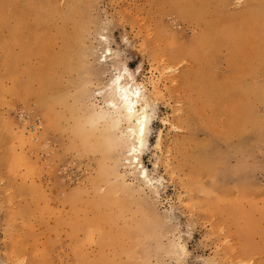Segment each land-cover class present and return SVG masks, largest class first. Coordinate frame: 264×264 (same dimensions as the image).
Instances as JSON below:
<instances>
[{"label":"rangeland","instance_id":"1","mask_svg":"<svg viewBox=\"0 0 264 264\" xmlns=\"http://www.w3.org/2000/svg\"><path fill=\"white\" fill-rule=\"evenodd\" d=\"M9 1L46 15L23 18V37L0 15V264H264V102L242 134L220 82L193 76L228 74L237 42L263 57L264 89V0ZM39 23L45 53L28 55ZM119 62L155 96L152 182L126 142L103 151L101 125L78 131Z\"/></svg>","mask_w":264,"mask_h":264},{"label":"bare ground","instance_id":"2","mask_svg":"<svg viewBox=\"0 0 264 264\" xmlns=\"http://www.w3.org/2000/svg\"><path fill=\"white\" fill-rule=\"evenodd\" d=\"M30 14H35L36 16H32ZM42 14L46 15L45 11H42L41 6H36L31 3V5L26 7L23 11L17 12L11 10V4L9 0H0V15H7L8 19L9 16L11 18L12 16H14V18L21 21V26L17 31H15V35L17 37H23L24 33L26 32V27H23V18L27 16L40 18L42 17ZM43 17L45 16L43 15ZM3 21L4 20H2V22ZM40 26V23L36 24V27H34L31 31V35L29 36L28 40L30 43V51L27 52L28 55H39L45 53V50L43 48H40ZM212 32L213 31L211 30L209 33ZM202 40L206 41L205 38H202ZM215 40L217 41V39ZM210 42L211 38L207 37L206 43L209 44ZM231 47L233 56L230 60L231 65L229 67L228 74L221 78H218L215 75L210 74L209 70H206V68L203 67L204 73L197 71L195 74H193V76L199 78L204 77L206 80L207 89L209 91H211V89L217 84V82H220L221 89L220 91L218 89H214L212 98H220L216 100L223 102V106L225 107L224 110H226V112H229V115H234L232 117L233 122L237 121L241 123L240 130L243 131L241 133L244 134L245 132H247L248 121L256 122L258 119L256 112L257 103L260 101L264 102V89H262L256 82L257 76L259 75L258 69L252 67L250 64L253 61L258 63L257 59H262L263 61V57L257 55V53L253 57H250L251 55L247 57V53L244 52V47H241V44L237 42L231 44ZM106 53H110V50ZM106 59L107 58L103 60L102 56L101 58H99V62L106 63ZM237 59H240V64H238ZM61 61L62 58L60 56L54 58L53 60V62L58 64ZM53 62L49 64L50 68L48 70L50 71V75L55 66ZM102 67L104 68L105 66L102 65ZM102 67L100 68L102 71H104ZM111 67L115 74L111 76L109 81L100 90L102 93L103 106L97 108L95 107V109L91 111V116L88 117L85 123L82 122L79 124V134L86 141H89L94 137L96 128H98L97 126L101 125L103 127V131L101 134L102 142H99V144L101 147H103V151L115 144L119 145L126 142L128 146L125 157L129 167L134 172H139L144 182H152L148 175L147 169L142 166L141 156L149 146V133L151 130L153 117L155 115V96H152L148 92L144 84L139 82L137 73L129 69L126 65L120 67L119 62L112 63ZM125 69H127V72H125ZM118 76L120 77V80L117 84H114L113 81H115ZM246 83L253 85V87L249 88L242 86ZM121 89L127 90L129 102L135 106L131 113L128 110L129 103L124 101ZM237 89H239V91ZM137 91H139L140 93L138 97L135 95V92ZM222 98H228V100L225 101ZM57 102L60 103L61 100H58ZM144 114H146L149 119L145 124L144 147L140 148L139 120ZM188 120L191 121V118H188ZM88 126L90 128V131L85 130L86 127L88 129ZM252 129L254 132L257 131V125L253 124ZM158 138L159 140L161 139V134H159ZM133 147L137 149L135 153L131 152V149ZM98 149H100V147ZM116 150L114 149V151ZM145 173L147 174V179L145 178ZM137 175L139 176V174ZM250 233L251 231H243L241 233V236H243L246 241H250Z\"/></svg>","mask_w":264,"mask_h":264},{"label":"snow or ice","instance_id":"3","mask_svg":"<svg viewBox=\"0 0 264 264\" xmlns=\"http://www.w3.org/2000/svg\"><path fill=\"white\" fill-rule=\"evenodd\" d=\"M125 72H127V69H125ZM120 80V77L118 76L117 79L115 81H113L114 84H117ZM121 92L123 94V99L125 102L129 103V112L131 113L133 108L135 107L134 105H132L130 102H129V98H128V95H127V90L125 89H121ZM135 95L138 97L140 95L139 91L135 92ZM149 117L144 114L142 116V118L139 120V132H140V148H143L144 147V136H145V124L147 123ZM137 151V149L135 147H133L131 149V152L132 153H135ZM145 178L147 179V174L145 173Z\"/></svg>","mask_w":264,"mask_h":264}]
</instances>
